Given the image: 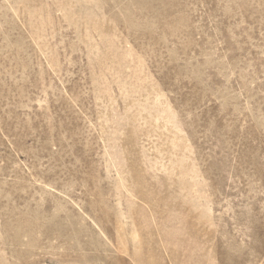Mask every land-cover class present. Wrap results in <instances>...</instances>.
Returning <instances> with one entry per match:
<instances>
[{"label": "rangeland", "instance_id": "rangeland-1", "mask_svg": "<svg viewBox=\"0 0 264 264\" xmlns=\"http://www.w3.org/2000/svg\"><path fill=\"white\" fill-rule=\"evenodd\" d=\"M0 264H264V0H0Z\"/></svg>", "mask_w": 264, "mask_h": 264}]
</instances>
